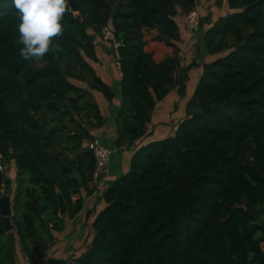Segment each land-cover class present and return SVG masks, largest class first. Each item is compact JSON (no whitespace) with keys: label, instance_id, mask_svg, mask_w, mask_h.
<instances>
[{"label":"trees","instance_id":"1","mask_svg":"<svg viewBox=\"0 0 264 264\" xmlns=\"http://www.w3.org/2000/svg\"><path fill=\"white\" fill-rule=\"evenodd\" d=\"M75 3L55 48L36 61L20 56L12 0H0V188L15 168V233L0 216V264H17V244L29 263L44 260L40 247L55 244L65 218L84 208L74 197L94 193L88 144L105 119L90 90L108 101L115 94L90 64L98 60L92 36L109 28L121 44L118 149L147 136L156 105L176 89L184 96L199 66L183 67L178 46L177 18L196 0ZM227 7L208 29L201 21L214 59L202 65L187 117L174 136L138 146L127 174L103 194L87 250L66 264H264V0Z\"/></svg>","mask_w":264,"mask_h":264},{"label":"crops","instance_id":"2","mask_svg":"<svg viewBox=\"0 0 264 264\" xmlns=\"http://www.w3.org/2000/svg\"><path fill=\"white\" fill-rule=\"evenodd\" d=\"M196 9L199 12L202 21V28L208 29L212 22L219 17L229 14L227 0H196ZM177 24L180 31V41L178 46L181 51V58L184 59L182 66H187L192 62L199 65L189 71V80L184 96H181L178 90H173L163 101L156 105L151 117V122L148 126L147 136L140 141L137 146L118 149L115 146L117 139V131L115 126V118L122 101L121 95V72L118 64V58L113 48L112 40H104L97 36L94 37L96 45L97 62L90 61L96 74L112 89L115 98L108 101L103 94L97 91L90 90L94 101L98 104L101 114L105 119V124L100 129L93 130L92 134L101 144L111 150V157L107 172L103 179L93 185L94 193L88 195L82 192L74 199L82 198L84 201L83 210L74 218L66 219L65 231L57 234L55 244L47 247L41 246L40 250L44 253V260L38 261L35 264H66L75 257L80 256L85 252L90 245L94 236V231L91 226L96 219L98 213L103 208V194L111 183L127 174L129 170L130 160L133 154L137 151L138 146L148 145L155 141H161L174 136L178 125L187 117V105L191 99V94L188 96L189 90L192 93L198 85L199 78L202 74V65L204 62H211L214 57L207 56L204 48L202 28L201 34L196 36L191 35L186 27V17L179 16ZM200 35V36H199ZM203 63L201 62V60ZM193 59L192 61H186ZM207 59V60H206ZM186 61V64H184ZM79 86L88 88L85 84ZM189 89V90H188ZM14 181V179H12ZM14 185H12L11 194L13 197ZM66 216V215H65ZM15 233V231H14ZM264 250V243L262 244ZM16 263L17 264H33L29 263L27 258H24L20 251V246L16 247Z\"/></svg>","mask_w":264,"mask_h":264},{"label":"clouds","instance_id":"3","mask_svg":"<svg viewBox=\"0 0 264 264\" xmlns=\"http://www.w3.org/2000/svg\"><path fill=\"white\" fill-rule=\"evenodd\" d=\"M17 19L19 54L24 60H42L64 34L69 0H12Z\"/></svg>","mask_w":264,"mask_h":264},{"label":"built area","instance_id":"4","mask_svg":"<svg viewBox=\"0 0 264 264\" xmlns=\"http://www.w3.org/2000/svg\"><path fill=\"white\" fill-rule=\"evenodd\" d=\"M186 27L191 35L196 36L200 32L201 17L197 9H194L190 14L186 16ZM104 40H112L113 48L118 56V49L120 43L114 40V35L109 28L103 30ZM119 64V63H118ZM88 148L92 151L95 158V170L93 173V185H97L105 176L109 165L111 150L101 144L98 140L88 144Z\"/></svg>","mask_w":264,"mask_h":264},{"label":"water","instance_id":"5","mask_svg":"<svg viewBox=\"0 0 264 264\" xmlns=\"http://www.w3.org/2000/svg\"><path fill=\"white\" fill-rule=\"evenodd\" d=\"M69 5L71 6L74 12L78 11V6L76 5L75 0H69ZM93 38L94 37H92V39ZM60 155L62 156L61 153ZM4 167H5V164L0 162V168L3 169ZM12 184H13L12 179L6 175L4 178L3 186H2L4 190L0 188V216L2 217L4 231L7 234H9L10 237H14V231H15V226L12 222V215H13L12 194H11ZM58 198H59V204H60V215L65 216L67 214V208L65 205V201L63 199V196L60 193L58 194ZM44 221H45L46 226L50 227L49 223L46 220Z\"/></svg>","mask_w":264,"mask_h":264},{"label":"rangeland","instance_id":"6","mask_svg":"<svg viewBox=\"0 0 264 264\" xmlns=\"http://www.w3.org/2000/svg\"><path fill=\"white\" fill-rule=\"evenodd\" d=\"M200 36V35H199ZM182 59V58H181ZM183 60L184 59H182V63H183ZM193 59H187L186 61H192ZM207 60V59H206ZM186 61H184V64H186ZM203 61H205V60H203V58H202V60H201V62L203 63ZM189 90V89H188ZM194 93V92H193ZM192 93V89H190L189 90V93H188V96H190L191 94H193ZM192 96V95H191ZM5 174L7 175V176H9L11 179H14L15 178V168H14V165H13V163H11L10 165H8L7 166V168L5 169ZM3 190H4V188H3Z\"/></svg>","mask_w":264,"mask_h":264}]
</instances>
